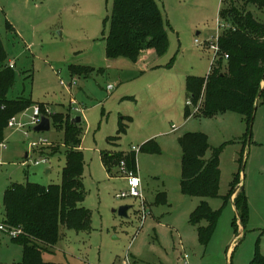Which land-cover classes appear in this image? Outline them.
I'll return each mask as SVG.
<instances>
[{
  "label": "rangeland",
  "instance_id": "rangeland-1",
  "mask_svg": "<svg viewBox=\"0 0 264 264\" xmlns=\"http://www.w3.org/2000/svg\"><path fill=\"white\" fill-rule=\"evenodd\" d=\"M155 1L165 21L168 46L164 54L156 55L151 66L149 63L145 71H139L140 64L127 58L105 56L106 17L113 0H0V39L8 63H14L17 74L7 96L29 94L36 105L43 104L42 109L39 105L43 113L45 108L50 110L43 114L49 119L55 113L69 119L81 117L85 195L80 205L90 210V229L61 227V239L52 250L43 252L44 261L248 264L256 251L264 255V96L258 99L248 128L244 116L237 113L206 116L198 113L199 102L186 106L190 97L185 90L187 76L206 77L210 71L214 56L211 42L218 45L215 61L220 59L222 71L226 70L225 53L218 43L227 25L219 18L221 7L229 3L241 12L250 11L259 22H264V7L260 9L248 0ZM72 64L103 71L89 77H71ZM263 86L264 81L260 83ZM33 105L14 115L22 127H6L4 132L5 147H0V223L2 196L13 182H61L66 150L61 145L62 130L51 125L48 131H33ZM186 108L190 115H186ZM121 117H125L126 131L112 140ZM172 126L177 129L172 131ZM185 132L204 133L211 148L222 146L215 197L188 196L180 190L179 138ZM40 139L45 143L31 146ZM150 140L157 143L160 153L139 151ZM132 147L137 149L133 150L136 171L127 170L121 162L113 167V174H108L101 153L130 152ZM210 153L211 149L205 157ZM39 158L45 161L35 165L34 160ZM238 170V188H242L247 202L244 222L234 204L223 201ZM130 174L141 180L142 200L116 197L128 191ZM159 193L165 195L164 202H156ZM202 199L219 211L205 244L200 240V229L207 222L189 221ZM122 205L130 206L127 217L117 213ZM21 256V247L0 231V264H16Z\"/></svg>",
  "mask_w": 264,
  "mask_h": 264
},
{
  "label": "trees",
  "instance_id": "trees-1",
  "mask_svg": "<svg viewBox=\"0 0 264 264\" xmlns=\"http://www.w3.org/2000/svg\"><path fill=\"white\" fill-rule=\"evenodd\" d=\"M249 1L260 9L264 7V0ZM219 18L227 23L218 38L220 49L227 55L224 62L226 70L222 71L220 59L214 61L206 77L187 76L185 90L192 104L199 102L198 113L215 116L222 112H234L244 116L250 128L257 101L264 96V86L260 87V83L264 81V22L257 21L250 11L241 12L229 3L221 7ZM106 20L109 22L104 48L107 58L124 57L135 62L146 49H154L157 55H162L167 50L165 21L155 0H113ZM8 64L0 39V142L4 139L8 120L36 104L29 94L21 93L14 98L7 96L17 76L14 67ZM102 71L103 69L97 70L87 65L69 66L71 77H89L94 72ZM38 105L42 109L43 104ZM186 115H190L188 108ZM124 118H120L117 135L112 140H117L126 131ZM50 119L55 129L62 130L61 145L66 149L61 182L48 185L13 182L2 196L1 223L21 231L16 236H9L11 242L21 247V260L16 264H61L44 261L42 256L43 252L52 250L61 239V227L90 229V210L80 205L85 195L82 180L84 158L80 149L81 121L75 123L73 118H63L60 113L53 114ZM179 145L182 151L179 183L181 192L201 198L217 196L222 146L211 148L206 135L201 132H185L179 138ZM209 149L211 153L206 158ZM139 151L160 153V148L150 140L142 144ZM101 159L108 174H113V167L121 162H124L127 170L136 171V152L133 149L130 152L103 151ZM239 182L238 170L223 201H229L238 189L232 203L240 221L244 222L247 218V202L242 188H238ZM164 200L165 195L159 193L156 202ZM218 214L219 211L212 210L203 199L190 214L191 223L202 220L207 222V226L200 229L202 243L209 241ZM233 224L236 226L235 221ZM248 264H264V255L256 251Z\"/></svg>",
  "mask_w": 264,
  "mask_h": 264
},
{
  "label": "built area",
  "instance_id": "built-area-1",
  "mask_svg": "<svg viewBox=\"0 0 264 264\" xmlns=\"http://www.w3.org/2000/svg\"><path fill=\"white\" fill-rule=\"evenodd\" d=\"M195 42L198 43V40L196 39ZM210 48L213 50V55L214 56H213L212 62H214L215 58L217 57V51H218L217 42L215 44L213 42H211L210 43ZM225 57H227V55H225ZM9 66L10 67H14V63L10 62ZM61 84H63V83L61 82ZM108 88L110 89L111 85H109ZM72 103H74V100L72 101ZM186 104L188 106L192 105V102L190 101V99L186 101ZM194 110L196 111V108H194ZM44 113L49 114L50 110L45 108ZM44 113L41 111L39 105H36V104L33 105V115H32V118H31V124L33 126L38 124L40 122L41 116H45V115H43ZM7 127H11V128L14 127L16 129H18V128L22 127V124L17 121L16 116H13V117H11L8 120ZM175 129H177V127H175V126L171 127L172 131H174ZM45 141H46L45 139H40L38 143H34L33 142L31 144V146L33 147V146L45 143ZM0 147H2V148L5 147L3 141L0 142ZM132 149L133 150H137L135 147H132ZM44 161L45 160L41 159V158L35 159L34 160V164L38 165L39 163H43ZM127 178H128V184H129L128 191L116 194V197L117 198H123V197H126V196H132V197H138V198H140L142 200L143 199V195H142V192H141V180H140V178L138 176H133L132 174H130ZM0 231L4 232L8 236H16L18 233L21 232L20 229L8 227V226L4 225L3 223H0ZM121 264H129V263H128V261L125 260Z\"/></svg>",
  "mask_w": 264,
  "mask_h": 264
},
{
  "label": "water",
  "instance_id": "water-1",
  "mask_svg": "<svg viewBox=\"0 0 264 264\" xmlns=\"http://www.w3.org/2000/svg\"><path fill=\"white\" fill-rule=\"evenodd\" d=\"M81 121L80 116H74L73 122L79 123ZM51 123L50 119L47 116H41L40 122L32 127L33 131L44 132L50 129ZM130 208L129 205H122L118 208L117 213L122 217H127V211Z\"/></svg>",
  "mask_w": 264,
  "mask_h": 264
},
{
  "label": "crops",
  "instance_id": "crops-1",
  "mask_svg": "<svg viewBox=\"0 0 264 264\" xmlns=\"http://www.w3.org/2000/svg\"><path fill=\"white\" fill-rule=\"evenodd\" d=\"M156 52L154 51V49L150 48V49H146L144 51L141 52V54L139 55L138 59L136 62H134V64H140L138 70L139 71H145L150 63V66L152 64L153 61L156 60ZM10 61V60H9ZM26 157V154H25ZM48 172V170H47ZM236 192L233 194L235 196ZM233 199L232 197L230 198V202H232Z\"/></svg>",
  "mask_w": 264,
  "mask_h": 264
}]
</instances>
